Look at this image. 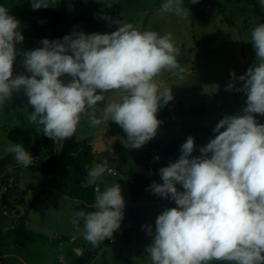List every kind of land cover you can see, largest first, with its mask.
<instances>
[{
	"label": "clouds",
	"instance_id": "9594fccd",
	"mask_svg": "<svg viewBox=\"0 0 264 264\" xmlns=\"http://www.w3.org/2000/svg\"><path fill=\"white\" fill-rule=\"evenodd\" d=\"M56 4L30 0L33 11ZM259 4L264 7V0ZM9 13L0 5V111L14 93L23 92L31 108L30 113L24 110L26 119L51 140L72 138L85 120L93 128L108 120L116 124L125 149L139 150L156 137L161 124L157 115L173 100L172 88L159 77L167 71L182 79L184 72L171 33L141 31L133 23L102 15L117 30L72 31L62 39H43L37 49L20 51L21 23ZM159 13L181 19L189 15L183 0H163ZM250 44L255 63L238 77L230 72L225 89L246 96L242 111L216 123L214 138L198 149L199 155H193L194 138L188 136L175 161L159 168L162 183L153 181L148 189L175 205L157 215L154 229L142 225L151 238L145 248L151 264H264V124L256 118L264 117V23L250 29ZM18 55L27 75L13 74ZM108 92L118 99L105 105ZM98 111L103 119L97 118ZM6 151L20 165L32 164L22 144L10 143ZM107 171V160L93 162L81 187L97 185ZM92 208L74 213L72 223L79 227L82 221V238L95 248L111 240L124 219L120 185L103 190L97 186Z\"/></svg>",
	"mask_w": 264,
	"mask_h": 264
},
{
	"label": "rangeland",
	"instance_id": "374dc122",
	"mask_svg": "<svg viewBox=\"0 0 264 264\" xmlns=\"http://www.w3.org/2000/svg\"><path fill=\"white\" fill-rule=\"evenodd\" d=\"M26 1L28 0H6V5L11 9ZM183 2L189 11V15L183 19L171 13L160 14L159 9L163 0H57L56 6L52 8L70 17L107 15L112 20L133 23L141 31L152 30L161 36L171 33L179 50L177 59L184 68L181 74L183 78L165 71L159 80L172 88L173 100L170 102L179 101L186 108L203 104L205 115L202 124L212 131L216 123L225 115L241 112L245 106L246 96L243 93L235 90L229 92L225 89L230 81V72L234 71L238 77L255 63V52L250 44V29L259 23H264V7L259 4V0H199L196 4H192L190 0ZM108 4L112 7L107 8L105 5ZM115 30L117 26L105 20L72 29V31H84L86 34L94 32L104 34ZM19 65L20 60L16 58L13 69ZM236 87H242V84L237 83ZM104 96L105 105L118 99V95L114 92L104 93ZM9 103L10 107H13L12 102ZM100 107L102 108L103 105ZM96 115L97 118L103 119L101 111ZM256 118L264 124V117ZM173 119H176L175 127L170 130L158 129L156 137L139 150L125 149L119 140L113 138H110L107 144L126 163L142 161L147 169L153 164L161 165L168 159L165 152L168 144L181 138L197 122L195 118L185 113L165 117L163 121ZM107 130L109 131L108 121L93 128L85 120L81 122L73 138L79 142L93 143ZM80 136L85 138L80 140ZM199 137L202 142L195 145L196 151L193 155H199L198 149L213 139L214 135L200 132ZM59 143L60 140H55L56 147ZM9 144L10 142L4 137L0 138L1 154ZM155 156L160 157L159 161H154ZM105 160L109 161L108 152H99L88 168L93 162L102 163ZM44 161L45 157L40 149L33 157L31 169ZM110 166L114 174L106 172L94 187L98 186L103 190L111 183H118L125 202L122 222L126 219H132L133 222L130 226H124L120 232H114L112 243L106 239L99 245L101 254L106 256L105 264H151L145 252L146 246L151 243V238L142 230V225L151 224L154 229L157 215L165 207H175V205L174 203H158L155 206L127 205L126 202L132 197L131 183L128 184L127 193L120 179H132L130 177L134 173L121 170L114 163ZM8 168V171L0 173V249H3L6 255L4 259L0 258L3 264H22L21 259L25 264H48L62 258L61 264L67 263L66 258L72 254V249L81 244V239L79 241L78 237L73 241L70 240L79 231L72 223L74 218L72 206L76 204L75 201L55 197L56 202L54 201L53 206L50 207L41 200L40 208L34 209L25 222L32 239L29 243L19 239V242L25 245L20 249V244L14 246L16 240L12 229L16 225L14 220L16 216L9 207L10 204H16V197L13 196L16 194V188L13 185L9 186L5 180L15 175L19 180L20 189L27 197L32 195L37 180L43 178L36 171L21 166L16 160L10 161ZM4 196L7 198V205L2 207L1 201ZM58 236H64V240H59L60 244L57 240ZM64 247H66L65 251H63ZM101 259L97 256L92 264H103ZM213 264H222V262H213Z\"/></svg>",
	"mask_w": 264,
	"mask_h": 264
},
{
	"label": "trees",
	"instance_id": "16d2710c",
	"mask_svg": "<svg viewBox=\"0 0 264 264\" xmlns=\"http://www.w3.org/2000/svg\"><path fill=\"white\" fill-rule=\"evenodd\" d=\"M0 5L7 7L6 0H0ZM9 11V14L16 17L21 23V34L23 35L24 40L22 44L17 45V48L20 51L34 50L41 47L40 42L43 39H48L50 41L62 39L65 35L70 34L73 27L76 25L84 26L86 24H92L97 21L103 20L100 18L101 16L98 15L70 17L54 10L52 7L33 11L30 6V0L18 6L12 7L11 9H9ZM227 22L228 24H230L229 20ZM17 58L20 60V65L13 70V74L27 75L22 64L23 57L18 55ZM12 102L19 114L25 109H31L28 106L27 98L23 95V93H14ZM180 113H185L188 116L195 118L197 122L192 128L188 129L181 138L175 139L168 144L165 152L169 161H175V159L179 156L180 146L186 141L188 136H192L194 138L195 145H198L202 142L199 137L200 132L213 134L208 126L202 124V118L205 115V108L203 104H197L194 107L186 108L179 101L169 102L168 105L160 109L157 115V119L161 122L159 130H170L175 127L176 119L170 121H163V119L165 117L175 116ZM36 128L33 131L31 143H40L42 152L45 157V161L42 164L36 166L37 170L48 175L50 179L55 178L56 168L60 164L67 171H71L75 179L71 186L70 196L77 200V203L73 207L75 212L81 210L85 212L92 211V205L94 204L95 196L94 186L86 188L81 187V184L87 176V168L96 157V154H94L91 150V144L87 143L86 141H76L72 137L70 139L61 140V144L57 149L55 146V140H51L48 137H45L42 131L37 132ZM108 129L112 138L115 140H119V137L123 136L122 130L110 120H108ZM160 167H164V165L153 164V166L149 168V170L152 171V176L150 178H157L150 179L152 182H157L160 180L158 173ZM13 194H15L14 191ZM151 196H153V194L150 192L148 193L147 198L149 200L165 201L160 198L157 199ZM1 204L2 207H5L7 205L6 196L3 197ZM14 212L19 215L18 223H16V225L12 229L14 236L16 240L20 237L27 238L23 229V221L26 218L28 211L26 208H24L20 213V210L18 208H15ZM79 227L82 231V221ZM80 239L81 250L79 254H70L67 258V264H89L98 254V247L93 248L86 241H84L81 232ZM101 256L103 257V255ZM103 264H105L104 257Z\"/></svg>",
	"mask_w": 264,
	"mask_h": 264
},
{
	"label": "crops",
	"instance_id": "0c3cea01",
	"mask_svg": "<svg viewBox=\"0 0 264 264\" xmlns=\"http://www.w3.org/2000/svg\"><path fill=\"white\" fill-rule=\"evenodd\" d=\"M11 102H12V100H11ZM12 104H13V102H12ZM27 110H28V113L31 112V109H27ZM35 128H36V125L30 124L28 122V120L26 119V112L23 110L19 114L17 112V110L15 109L14 104H13V107H10V103L8 102L5 105V107L3 108V110L0 111V138L4 137L11 144H22L23 147L25 148V150H27L28 146L32 145L31 138H32L33 131L35 130ZM106 132H108V130ZM110 135H109V139H108L107 143L109 142L110 138H112V136H110ZM100 139L101 138H99V140ZM87 143L92 145V143L89 141H87ZM38 144H40V143H38ZM60 144H61V140H60L58 147H56L57 149L59 148ZM107 147H109L108 144H107ZM41 151H42V149H41ZM105 152H107V151H105ZM8 154H10V153H8L6 150L3 154L0 153V160H1L0 161V173L8 171L9 170V168H8L9 162L14 161V159L13 160L6 159ZM94 154H96V156H97L99 154V152L94 153ZM169 162L170 161L167 159L165 162H163V165L167 166ZM131 163L132 164H142L146 167V165L142 161L131 162ZM131 163H128V164H131ZM27 168L31 169V165L27 166ZM31 170L36 171L43 178V179L37 180L38 181L36 183L37 186L31 192L32 193L31 196H27V197L25 196L26 194H24V192L20 189V186L18 184L19 180H18V178H16L15 175L12 176L11 179L5 180L6 183L11 184V185L15 186V188H16V194L13 195L14 197H16V204H10L9 207L11 208V206H14L15 208H18V209H19V207H21L22 211L24 208H26L28 211L27 216L23 221V229L25 231L24 233L27 236V238L20 237V238H17V240H16V238L14 236V239L16 240V242H14V246L17 244H20V249L24 248L25 245H24V243L19 242V239L23 240L25 243H29L32 239L30 232L26 229L25 222H26V220H28L30 218L31 213L34 209L40 208L39 204H40L41 200L43 203H47V205L50 207L53 206L52 203L55 201V199H54L55 197L67 198V199L73 200V201H75V203H77V200L75 198H73L72 196H70L71 186H72L73 181L75 179V177L71 171H67L60 164L56 168L55 178L50 179V177L48 175L41 173L39 170H37V167H34ZM130 178H132V179H120L121 180L120 182L123 185H125V190L127 193L129 192L128 184L131 183L130 193H132V195H131L132 197L129 198V200L126 202L127 205H136V204L137 205H143L144 204V205L155 206L158 203L170 204V202L167 200L162 202V201L149 200L147 198L148 193H150V190H148V189H150V185L152 183V181L150 179H146L144 177L142 178L141 175L135 174V173L133 175H131ZM157 183H162V181L159 180V181H157ZM111 184H109V186ZM96 187L97 186H95L94 188H96ZM138 191H140V192H138ZM151 197H155L158 199V197H156L154 195ZM73 207H74V205L72 206V208ZM14 209H13V212H14ZM22 211H20V213ZM74 213H76L75 210H74ZM14 215L16 216L14 220L16 221V223H18L19 215L16 212H14ZM132 222H133L132 219H130V220L126 219L125 222H121V226L116 232H120L124 226H130V224ZM75 228H77L79 230L78 234L76 236H72L70 240L73 241V240H75L76 237H78L79 241H80L81 229H80V227H77L76 225H75ZM62 239L64 240V236H62V237L58 236V238H57L58 241L62 240ZM58 243L60 244V241ZM71 245H72V242H71ZM80 245L81 244H79L78 246H76L72 249L73 250L72 254H79V252L81 250ZM65 249H66V247L63 248V251H65ZM3 251H4L3 249L2 250L0 249V258L1 259H4L6 256ZM101 255H103V254H101V250L98 246V254L95 256V258L89 264H92L93 261L96 260L97 256H100V258H102L101 259L102 261H103V257H104V261H106L105 260L106 256L103 255V257H102ZM67 258H68V256H67ZM67 258H66V260H67ZM1 259H0V264H3V261ZM62 259L56 260L54 262H50L48 264H61V262H63ZM20 262L22 264H25L23 259H21ZM65 264H67V263H65Z\"/></svg>",
	"mask_w": 264,
	"mask_h": 264
},
{
	"label": "water",
	"instance_id": "95a60500",
	"mask_svg": "<svg viewBox=\"0 0 264 264\" xmlns=\"http://www.w3.org/2000/svg\"><path fill=\"white\" fill-rule=\"evenodd\" d=\"M73 28L77 29L79 28L78 25L74 26ZM110 131L106 132L100 140L95 141L91 145V150L93 153L97 152H108V158L111 160L112 163L117 165L121 170H129L131 173L139 174L142 177L149 179L152 176V171L148 170L144 165L142 164H128L121 160L117 153L112 150L111 148L107 147V141L109 139ZM41 148L40 144H32L28 146L27 150L29 151L31 157L33 158L37 151ZM6 159L8 160H15L14 156L12 154H8ZM5 159V160H6ZM14 206H11V209H14ZM19 210L22 211V208L19 207Z\"/></svg>",
	"mask_w": 264,
	"mask_h": 264
},
{
	"label": "built area",
	"instance_id": "2783aa9c",
	"mask_svg": "<svg viewBox=\"0 0 264 264\" xmlns=\"http://www.w3.org/2000/svg\"><path fill=\"white\" fill-rule=\"evenodd\" d=\"M111 160L109 159V161H108V164H109V169H110V171H107V173L108 174H114V170L111 168ZM9 186L11 185V184H8ZM108 242H111V240H108Z\"/></svg>",
	"mask_w": 264,
	"mask_h": 264
}]
</instances>
